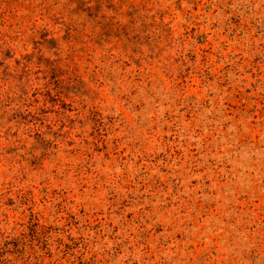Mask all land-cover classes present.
<instances>
[{"label": "rangeland", "instance_id": "obj_1", "mask_svg": "<svg viewBox=\"0 0 264 264\" xmlns=\"http://www.w3.org/2000/svg\"><path fill=\"white\" fill-rule=\"evenodd\" d=\"M0 264H264V0H0Z\"/></svg>", "mask_w": 264, "mask_h": 264}]
</instances>
